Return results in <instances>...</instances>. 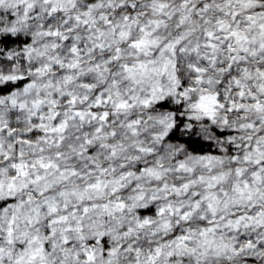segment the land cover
Returning a JSON list of instances; mask_svg holds the SVG:
<instances>
[{"label":"clouds","instance_id":"obj_1","mask_svg":"<svg viewBox=\"0 0 264 264\" xmlns=\"http://www.w3.org/2000/svg\"><path fill=\"white\" fill-rule=\"evenodd\" d=\"M0 264H264V0H0Z\"/></svg>","mask_w":264,"mask_h":264}]
</instances>
